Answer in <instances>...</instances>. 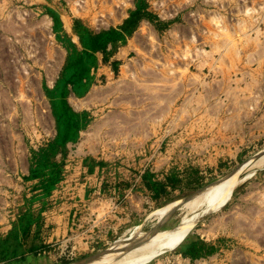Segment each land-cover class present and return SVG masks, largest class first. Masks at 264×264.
Wrapping results in <instances>:
<instances>
[{"label":"rangeland","instance_id":"1","mask_svg":"<svg viewBox=\"0 0 264 264\" xmlns=\"http://www.w3.org/2000/svg\"><path fill=\"white\" fill-rule=\"evenodd\" d=\"M263 156L264 0H0V264L132 250L234 175L146 264H264Z\"/></svg>","mask_w":264,"mask_h":264},{"label":"bare ground","instance_id":"2","mask_svg":"<svg viewBox=\"0 0 264 264\" xmlns=\"http://www.w3.org/2000/svg\"><path fill=\"white\" fill-rule=\"evenodd\" d=\"M257 165H264V156L257 162ZM237 183V178L234 175L225 180H220V182L217 181V183L212 184L211 187L195 194L186 200L176 201L173 203L171 202L163 208H159V210L155 212V215L161 222L168 219L179 208L184 207L185 209L192 210L193 212H195L197 208H200V213L195 212L193 216L191 215V217H185L175 229L171 231L155 233L151 235L152 239L150 241L140 244L135 248L133 247L132 250H130L131 244L136 241L135 235L137 236V234L135 233L133 235L134 238L130 239L129 242L127 241L128 244H124L120 240L121 242L118 241L107 251H104L93 258L80 261L75 264H102V262L105 260H108L110 262L109 264H146L153 258L157 257L161 252L173 249L178 244H180L190 229L194 226V223L200 217V215L209 213L224 204V202H226V200L230 197L231 192ZM137 239L139 238L137 237Z\"/></svg>","mask_w":264,"mask_h":264}]
</instances>
